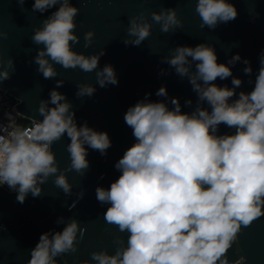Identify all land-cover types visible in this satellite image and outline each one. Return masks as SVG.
<instances>
[{
	"label": "clouds",
	"instance_id": "1",
	"mask_svg": "<svg viewBox=\"0 0 264 264\" xmlns=\"http://www.w3.org/2000/svg\"><path fill=\"white\" fill-rule=\"evenodd\" d=\"M16 2L23 7L27 0ZM53 8L31 36L34 44L42 45L33 61L37 72L53 79L61 75L54 65L64 70L78 68L84 73L95 71L101 88L118 85L113 66L98 70L104 49L93 55L73 50L80 43L78 7L70 0L32 3V11L41 14ZM195 13L200 28L211 31L238 17L231 0H196ZM150 17L151 21L149 13L141 10L128 18L125 46H140L151 36L153 24L164 34L184 27L176 8L152 11ZM6 37L0 31V40ZM94 38V30L85 32L83 48L91 47ZM241 61L243 73L251 76L250 60L236 53L227 63H220L215 47L207 43L177 46L162 57L161 63L188 78L197 96L196 106L190 113L182 111L179 98H169L166 86H161L155 95L165 99L153 101L151 93H146L128 107L123 119L134 143L114 165L118 178L107 188H95V199L107 206L104 221L116 229L115 250L92 251L91 259L79 264H246V257L233 261L228 253L240 233L264 217V50L254 82L248 81L254 83L250 91L237 92L244 82L233 76L230 65ZM10 70L14 61H5L0 52V85L11 79ZM229 77L232 87L216 83ZM63 83L57 80L49 100H40L37 111L42 119H33L31 127L13 123L9 131L0 126V187L15 192L21 204L29 194L40 197L50 178L65 195H72L67 173L83 177L89 168L88 149L107 155L112 146L106 131H97L86 121L77 124L72 104L56 90ZM77 89V98L92 97L96 91L85 83H78ZM185 105L191 106L192 100ZM221 125L232 131L220 134ZM65 135L70 139L66 145L70 163L61 169L53 145ZM76 195L77 201L82 199L83 190ZM56 223L65 225L62 231L43 232L27 264H59L58 257L77 253L86 229L74 218L65 224L61 217ZM120 233H126V239Z\"/></svg>",
	"mask_w": 264,
	"mask_h": 264
},
{
	"label": "water",
	"instance_id": "2",
	"mask_svg": "<svg viewBox=\"0 0 264 264\" xmlns=\"http://www.w3.org/2000/svg\"><path fill=\"white\" fill-rule=\"evenodd\" d=\"M34 0H27L23 7L16 0H0V31L7 33L0 40V52L6 61H14L11 79L3 82L0 87L5 92L19 100L14 104L18 113L35 120H40L37 109L40 100H49V93L56 87L57 80H64L57 91L64 94L72 104L78 125L85 121L89 127L97 131H106L112 141L107 155L88 149L89 168L82 177L75 172L67 173L69 182L73 185L72 195H65L56 187L53 179L42 186L43 194L33 198L29 194L23 204L17 202L16 193L8 192L0 187V264H27L30 250L38 242L39 236L46 231H62L64 224L56 221L63 217L65 224L70 218L80 222L86 229L76 254H66L58 257L59 264H79V261L91 259L92 251L107 248L113 253V233L116 229L103 219L105 206L95 199V188H107L119 176L114 165L124 151L134 143L131 129L125 124L123 116L129 106L151 93L150 100L165 99L157 97L156 91L166 86L168 97H178L181 110L191 112L196 106L197 96L192 91L187 77H180L175 69L167 63H161L162 57L169 54V49L177 46L195 47L199 43H207L215 47L218 62L227 63L232 55L239 53L242 60L251 62V76L243 73L245 65L237 62L232 67L233 76L244 82L237 92L250 91L259 67V54L264 50V0H231L238 10V17L227 24H220L211 31L200 28V18L195 13L196 0H70L73 6L80 9L76 17V35L80 43L73 45V50L84 55L97 54L101 49L105 55L100 58L98 70L105 65L115 69L118 85H107L101 88L96 82L95 71L84 73L78 68L64 70L54 65L58 73L53 79H44L37 72L33 62L37 51L42 45L32 42L31 36L35 28L41 26L56 8L41 14L32 11ZM58 7V5H57ZM161 8H176L179 17L184 21V27L174 34H164L158 24H153L151 36L140 46H125L128 18L141 10L149 13ZM94 30L93 45L83 48L84 33ZM163 70V74H161ZM232 77L227 80H217L220 86L231 85ZM91 84L96 88L92 97L77 98V84ZM192 100L191 106H186V100ZM171 107V104H169ZM220 134L231 132L224 125L220 126ZM70 139L65 135L53 145L61 169L66 167L69 154L66 145ZM83 190L82 199L77 201V193ZM73 202H75L73 206ZM125 239L126 233H120ZM230 260L246 257V264H264V217L254 221L239 235L238 241L228 253Z\"/></svg>",
	"mask_w": 264,
	"mask_h": 264
},
{
	"label": "built area",
	"instance_id": "3",
	"mask_svg": "<svg viewBox=\"0 0 264 264\" xmlns=\"http://www.w3.org/2000/svg\"><path fill=\"white\" fill-rule=\"evenodd\" d=\"M19 103V100L7 92L0 91V126H5L9 131L12 130L10 125L13 123L16 126L27 128L32 126L31 118H28L20 113L14 107V104ZM3 134V133H0ZM8 192L10 191L6 186L2 187Z\"/></svg>",
	"mask_w": 264,
	"mask_h": 264
}]
</instances>
